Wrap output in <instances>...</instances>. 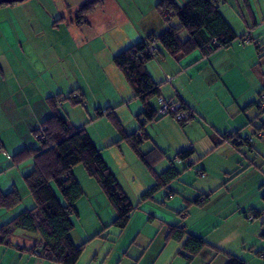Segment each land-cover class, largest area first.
I'll use <instances>...</instances> for the list:
<instances>
[{"label": "crops", "instance_id": "obj_1", "mask_svg": "<svg viewBox=\"0 0 264 264\" xmlns=\"http://www.w3.org/2000/svg\"><path fill=\"white\" fill-rule=\"evenodd\" d=\"M157 1L129 0L128 5H123L119 0H101L80 21H76L75 15L81 6L71 9L68 16L59 15L55 9L58 15L49 19L57 16L60 20L54 24L51 19H46L47 16L43 17V22L38 21L37 16H33V12H37L28 7L15 4L0 6V191L7 193L16 189L22 201L26 194L29 199L27 205L21 201L9 210L0 208V224L33 205L23 182V176L33 169V157L14 162L13 156L22 149L39 146L32 131L36 123L51 113L47 97L77 93L82 96L83 104L75 107L83 106L90 110L111 107L127 133L139 128L135 116L142 110V105L133 98L131 88L115 66L113 57L149 34H157L167 28L168 24L155 9ZM176 1L181 4L185 0ZM40 7L41 12H45V8ZM218 7L237 34L231 44L207 55H203L200 48L176 56L161 49L145 64L159 85L161 96L178 101L192 114L184 124L170 115L157 116L147 122L142 131L146 135L145 145L150 148L146 151L156 149L160 160L166 159L163 168L154 171L160 173L171 164L182 171V175L161 188L166 190L164 195L173 198L175 186L182 187L187 182L193 184L189 187L193 194L191 197L201 198L200 205L194 203L189 209L179 203L175 207L178 216L174 222H179L187 233L201 237L208 244L189 260L182 249V241L164 240L174 220V212L163 213L166 225L161 247L162 252L167 247L169 252L166 256L164 254L161 264H191L194 261L195 264H227L228 254L243 259L245 264H264V168H246L244 173L249 170L250 174L247 178L240 179V176L237 180L222 182L216 174L231 175L239 168L202 166L196 170L199 181L192 178L197 163L195 155L200 159L217 151L218 147H226L229 153L234 154L243 145L254 149L258 142L252 146L254 141L250 136H259L258 129L264 124V112L261 113L255 105L257 103L264 108V100L259 97L264 88V0H219ZM4 11L10 14L4 16ZM44 30L51 35H42ZM109 34L113 35L100 38ZM247 35L250 41L244 42ZM88 101H91L90 105ZM65 103L61 106L62 113ZM90 114L86 111L81 115L90 118ZM104 121L102 115L99 122ZM73 122L74 127L83 125V121ZM97 122L88 123L85 129L105 162L108 165L109 160H114L113 164L120 172L114 175L122 188L124 182H135L137 176L132 168L120 165L125 158L124 150L129 152L126 142L114 144L119 139L116 130L104 131L103 127L95 126ZM231 131L238 132L237 136L243 139L248 138L250 143L239 142L238 148L235 147L226 138ZM186 149H192L193 153L187 159L178 158L177 153ZM132 154L133 159L138 158L135 152ZM157 155L150 156V161ZM237 157L234 155V160ZM110 170L113 172L112 168ZM73 174L80 182L83 195L92 201L91 210L102 208L105 195L96 180L88 174L90 180L86 178L79 168L73 167ZM141 186L137 193L133 191L137 197L147 184L143 182ZM255 186L257 188H252ZM251 189L253 191L248 192ZM94 195H99L100 199L95 200ZM251 210L261 211V217L251 218ZM149 213L151 209L146 202L138 204L135 214L143 220L140 227L148 222L146 217ZM71 235L74 240L73 230ZM85 236H78L80 242L86 239ZM39 239L38 233L13 228L11 243L0 244V264H55L29 251V247Z\"/></svg>", "mask_w": 264, "mask_h": 264}, {"label": "trees", "instance_id": "obj_2", "mask_svg": "<svg viewBox=\"0 0 264 264\" xmlns=\"http://www.w3.org/2000/svg\"><path fill=\"white\" fill-rule=\"evenodd\" d=\"M218 1L185 0L180 4L176 0H158L155 9L168 24L167 28L160 33L149 34L143 40L122 49L113 57L115 66L131 88L133 98L139 100L142 105V110L135 116L140 125L136 131L127 133L111 107L97 110V116L105 115L114 125L119 134V139L114 144L126 142L151 171L155 183L141 194V202L153 198L157 190L166 187L180 174L173 164L160 173L155 172L151 168L150 155L159 154L158 150L152 149L146 154L140 151V146L146 139L142 131L143 126L155 120L157 116H163L157 111L158 98L161 96L159 85L152 79L145 64L161 49L171 56H176L200 48L203 55H207L231 44L237 38V34L220 12ZM100 3L101 0H90L84 3L77 10L76 21L84 19ZM8 4L0 3V6ZM171 18H176L177 26L167 22ZM182 32L187 34L184 40L180 37ZM72 94L74 92L66 96L58 93L46 98L51 113L41 122L47 127L44 139L36 140L39 142L37 148L22 149L13 156L14 162L33 157V169L23 176V182L33 200V205L0 224V244L11 243L13 228L38 233L40 239L29 247V251L55 264H76L86 246V242L76 244L71 235L74 228L73 218L78 216L76 203L83 195L80 182L73 174V167L81 165L87 174L96 180L116 214L113 220L115 226L120 229L125 228L134 208L85 127L83 125L74 127L60 111L65 101L73 105L83 104L82 96L76 99ZM263 96L264 88L259 92L260 100H264ZM255 105L261 113L264 112L260 104L255 103ZM180 108L185 110L182 104ZM32 132L35 133L34 130ZM258 132L264 135V124ZM237 135L238 132H233L226 138L235 147L239 145V142L250 143L248 138L243 139ZM192 153V149L182 150L177 153V157L187 159ZM155 159H160L159 155ZM53 186L60 193L62 200L58 198ZM21 201V196L16 189L7 193L0 191V208L9 210ZM250 215L251 218H259L261 211L251 210ZM262 236L264 237V229ZM165 239L182 241V249L187 253L188 258L197 255L208 245L201 237L187 233L181 225L169 226ZM228 257L227 264H245L244 260L237 256L228 254Z\"/></svg>", "mask_w": 264, "mask_h": 264}, {"label": "rangeland", "instance_id": "obj_3", "mask_svg": "<svg viewBox=\"0 0 264 264\" xmlns=\"http://www.w3.org/2000/svg\"><path fill=\"white\" fill-rule=\"evenodd\" d=\"M90 0H23L20 2L13 3L11 5L15 6H24L28 7L37 13L33 12V16H37V20L43 22V17L47 16V20L49 17H52L59 13L61 16H68L69 11L72 9H76V7L82 6L84 3L88 2ZM123 3V5H128L129 0H119ZM145 3V2H144ZM11 5H1V6H11ZM40 6H43L45 8V12H41L39 8ZM74 8V9H73ZM55 9L56 12L54 11ZM74 12H72L73 14ZM4 16H8L10 13L7 14V11H4ZM49 14V15H48ZM58 15V14H57ZM12 20L15 21L14 17L11 14ZM59 17L50 18L52 20V24L57 23L60 19H57ZM49 19V20H50ZM55 19V20H54ZM169 24L173 26L178 25V21L176 18H171L170 21H167ZM42 35L49 36L50 33L45 32V30L42 32ZM113 34L109 35H101L100 38H107L108 36H112ZM182 39L184 40L186 37V32H183L181 34ZM263 71H264V54H263ZM79 98V96H78ZM76 98V99H78ZM64 111L63 115L69 120V123L72 125L74 120L77 121V123H80V121H83V126L87 125L88 123L91 125L93 121H98L95 123V126L98 128L103 127L104 131L107 129L116 130L114 125L111 123V121L104 115L105 121L103 123L99 122L100 117L97 116V110L98 109H89L84 108L83 106L80 108L75 107L76 105L71 104L69 101H65ZM91 104V101H88V105ZM80 105V104H77ZM87 105V104H86ZM61 111V109H60ZM93 113L90 114V118L82 117L85 112ZM62 112V111H61ZM264 115V114H263ZM85 119V120H84ZM264 119V117H263ZM94 124V123H92ZM103 124H106L103 126ZM94 126V125H93ZM124 127V126H123ZM125 129V128H124ZM103 130V129H102ZM117 132V131H116ZM131 133V132H128ZM233 131L228 132L226 136H229L232 134ZM118 134V132H117ZM251 135V134H250ZM250 138L254 141L251 145L254 146L255 142L257 143V146L249 147L248 145H243L240 150H236V154L229 153L228 148L226 147H218L217 151L210 152V154L204 155L202 158L198 159V156L195 155V161L197 162L195 165V176H192V178H195V180L199 181L198 175L196 174L197 168L204 167V168H239L238 172L232 173L231 175L223 174V175H215L220 178V180L228 181V179H245L247 178L249 174V170H246V168H264V135L263 136H256L252 134ZM260 141V142H259ZM127 144V143H126ZM144 146L141 148V153L146 154L148 153L146 150L147 148L150 149L147 144L145 145V141H143ZM142 144V145H143ZM128 150L125 151V158L124 161L120 163V165L123 166V168H132V171L135 172L137 179L135 182L126 184H123L124 191L126 192L127 196L129 197L130 201L133 204V212H131L128 224L125 228L120 229L115 224H113V220L116 217V214L112 207L109 205L107 199L105 196H103L102 200V208H98L96 211L91 210L92 207V201H90L89 196L82 195V197L77 201L76 208L78 209L79 216L74 217V229H73V237L74 241H76V244L86 242V246L79 257L76 264H161L162 258L165 254L169 252V249H164L162 252V242L164 237V225H166V218L162 215L163 213H168V211H173L174 213L171 225H180L178 222L177 224L174 222L176 220L175 216H178L176 211L177 208H175L179 203H183L184 207H189L191 205H200L201 202L199 200L201 199L198 196L191 197L190 188L192 187V183H183L182 187L175 186L176 194L173 198H167L165 193V189H160L159 191L155 192V196L153 195V198H149L146 202L147 206L151 209V217L147 214V221L145 223V226L140 227L143 225V220L137 218V214H135V209L137 208L138 204L142 203L139 195L137 197L136 194H133V191L137 193L138 189L141 188V183H146L147 186L141 190L142 193H144L145 189L147 190L150 188L155 182L152 180V177L150 175L151 171L148 169V166L141 160L140 157L137 159H133L131 157V154H134V151L132 148L127 144ZM146 151V152H145ZM149 151V150H148ZM132 152V153H131ZM127 153L130 154V156H127ZM151 153V152H150ZM132 154V155H133ZM229 154V155H227ZM238 156L237 160H234L233 156ZM150 156H154L152 153ZM227 157H230V159L227 160ZM166 160V159H165ZM165 160L160 159H152L151 161V168L153 170L159 171V168H163V164ZM222 160V161H221ZM114 160L111 162L109 160L108 167L113 169L114 174L120 173L118 170H116L117 167L114 166ZM74 168H79L82 170L84 176L89 179L87 174L85 173L83 167L81 165H76ZM188 168V167H186ZM161 170V169H160ZM112 171V170H111ZM130 171V170H129ZM78 172V169L77 171ZM182 171H180L181 174ZM244 173V174H243ZM152 174V173H151ZM213 176L214 174L211 173ZM182 175V174H181ZM78 176V174H77ZM231 176V177H229ZM124 177V176H123ZM90 180V179H89ZM141 180V181H140ZM172 187V186H170ZM170 187L168 189H170ZM195 187L196 184H195ZM250 188V186H248ZM58 198L62 200V197L60 193L56 190V188L53 186ZM122 188V189H123ZM248 188V189H249ZM257 188V186L252 187ZM253 191V189L249 190L248 192ZM27 195V194H26ZM23 196L24 199L22 201L23 205H27L28 203V196ZM190 195V196H189ZM93 198L96 200H99V195L97 197L94 195ZM141 200V201H140ZM189 200V201H188ZM141 207V206H140ZM154 209L155 211H152ZM140 210V209H139ZM138 212V211H137ZM140 212V211H139ZM161 213V214H160ZM145 227V228H144ZM133 231H131V229ZM130 229V230H129ZM85 236L86 239H84L82 242L79 239L78 236ZM166 236V235H165ZM166 241V239L164 238ZM169 246V245H168ZM187 253H185L186 255ZM188 257V255H186ZM181 256H179L180 258ZM184 258V257H183ZM185 260L189 261L192 258H184ZM186 261V262H187ZM185 262V263H186ZM191 264H195L191 263Z\"/></svg>", "mask_w": 264, "mask_h": 264}, {"label": "built area", "instance_id": "obj_4", "mask_svg": "<svg viewBox=\"0 0 264 264\" xmlns=\"http://www.w3.org/2000/svg\"><path fill=\"white\" fill-rule=\"evenodd\" d=\"M166 15H169V13H166ZM244 42H249L250 38L247 35L245 38H243ZM74 98H78V95L76 93L72 94ZM264 98V96H263ZM181 104L178 101L172 100V99H165L164 97L160 96L158 98V113L165 116L170 115L177 121H187L192 117V114H190L187 110H182ZM47 129L46 125H44L41 122H38L35 124L33 130H34V139L37 141L44 139V132ZM259 136H262L261 132H258ZM0 152H2V148L0 146ZM202 175V173H201Z\"/></svg>", "mask_w": 264, "mask_h": 264}, {"label": "water", "instance_id": "obj_5", "mask_svg": "<svg viewBox=\"0 0 264 264\" xmlns=\"http://www.w3.org/2000/svg\"><path fill=\"white\" fill-rule=\"evenodd\" d=\"M23 0H0V3H16V2H20Z\"/></svg>", "mask_w": 264, "mask_h": 264}]
</instances>
